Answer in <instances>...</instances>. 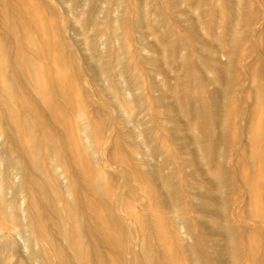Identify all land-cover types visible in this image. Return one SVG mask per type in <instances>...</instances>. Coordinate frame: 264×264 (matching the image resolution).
I'll return each mask as SVG.
<instances>
[{
  "label": "rangeland",
  "instance_id": "obj_1",
  "mask_svg": "<svg viewBox=\"0 0 264 264\" xmlns=\"http://www.w3.org/2000/svg\"><path fill=\"white\" fill-rule=\"evenodd\" d=\"M232 4H236V7L232 8ZM116 7L117 0H0V11L3 9L8 15L5 22L9 28L15 26L14 19L20 14L18 9L29 12L42 19L47 28L46 33L70 53L74 66L72 70L70 64L62 68L53 65L46 73L49 77L64 76L67 81L66 90L71 103L66 105L65 101L60 100L61 121L68 126V132L78 139V147L88 156L90 170L98 172L104 184L109 186L107 198L112 202L109 212L140 218L156 214L168 222L169 239L177 246L173 251L177 261L175 264H227L222 252L214 247L218 240L216 236L201 231V235L195 237L192 231L183 234L178 228L179 218L191 216L207 226L217 223V218L200 208L176 214L173 212V209H177L175 201L172 210L155 206L142 195V183L128 180L131 183L127 187L122 174L130 167L146 168V165L143 166L145 162L159 163L160 152L170 150L171 155L168 156V151L162 171L166 173L171 170L170 182H176L179 191L185 194L181 205L198 202L199 198L194 192L202 184L198 183V173L193 170V157L187 152L193 146L184 135L182 124L192 119V100L196 96L201 97L204 92L218 88V101L224 102V81L213 73L207 58L214 56L215 61L225 63L230 50V35L242 28L243 37L233 61V82L228 100L235 115H232L228 130L231 146L226 150L225 159H219L229 169L230 179L234 183L232 204L226 217L243 233L240 263L263 264L260 259L251 261L249 255L250 249L253 250L259 239L264 237V173L260 169V157L264 155V131L255 142L250 141L251 134L264 130V0H124L123 7L117 12L121 18L115 22ZM199 8L206 11L201 24L195 19ZM191 20L195 25H192ZM192 27H195V31L190 33ZM153 32L162 36L163 42L173 41L178 36L184 37L183 44H177L172 58L167 62L156 58L155 62L145 60L155 54L151 48L147 53L149 55L146 54V47L154 41ZM40 34L39 27H35L30 36L37 38ZM101 41L104 42V48L100 45ZM185 54L193 63L205 66L196 77L190 75L186 78L185 73H180L178 63ZM125 59L131 60L130 66L123 67L122 61ZM119 68L124 69L126 77L130 74L134 76L130 85L131 91L136 94L133 99H129L122 91L125 81L123 78L118 79ZM40 69L43 66L36 64L30 70L38 72ZM178 76L181 79H177ZM194 79L199 82L204 80L199 87L200 92L193 88ZM207 79L209 81H205ZM175 94L181 95L183 114L169 107ZM54 98L60 99L56 93ZM0 108L5 109L1 99ZM94 112L100 113L106 120L104 130L98 131L94 124ZM252 112L254 117L250 120ZM85 119L90 121L88 132L93 142L91 147L81 138ZM216 123L208 121L205 135L200 132L202 154L210 151L211 140L208 139L221 126L220 122ZM143 128L148 129L144 136L140 131ZM118 141L123 146L120 149L115 147ZM26 144L27 141L24 146ZM213 147L218 152V144L215 143ZM42 152L44 154L45 151ZM251 152L257 154L252 167L248 164ZM208 163L207 168L212 162ZM48 167L44 174L52 173ZM4 172L0 166V175H4ZM244 178L247 184L242 183ZM249 179H254V183H250ZM258 179L261 184H258ZM147 184L153 186L149 180ZM53 193H56L54 204L63 208L66 196L61 187L57 185ZM119 193L120 202H115L113 196ZM5 197L8 203L14 198V192L6 191ZM88 202L95 204L96 199L91 197ZM248 209L256 212L257 220L246 218ZM58 212L60 220L56 219L57 223L75 231L79 220L74 218L70 223L68 208ZM101 213L103 211L96 214ZM97 220L96 215L85 218L89 225ZM25 227V222L12 214L11 208H7L4 203L0 213V264L8 261L12 264H33L14 235V232L23 233ZM89 232L90 228L86 227V233ZM97 238L92 236L90 239L93 241L89 240L98 244L100 238ZM57 241V247H63L68 255L71 251L74 254V250L70 245L66 246L62 238ZM8 244H12V253L4 249ZM190 244L192 248L187 250ZM90 253L93 259L94 251ZM155 253L156 257L159 254L161 264H166L162 261L158 247ZM111 255V250L106 248L104 260H110ZM162 257L165 258L164 255Z\"/></svg>",
  "mask_w": 264,
  "mask_h": 264
},
{
  "label": "bare ground",
  "instance_id": "obj_2",
  "mask_svg": "<svg viewBox=\"0 0 264 264\" xmlns=\"http://www.w3.org/2000/svg\"><path fill=\"white\" fill-rule=\"evenodd\" d=\"M123 4L124 0H117L116 13L120 11ZM232 6L234 8L236 4ZM202 9L205 10V8ZM17 11L20 14L15 17V26L12 28H9L5 22L8 20V15H5L3 9L0 11L3 27L0 29V99L5 106V109L0 108V166L5 171L4 175H0V213L6 203L7 208H11L12 214L18 215L25 222L26 227L23 233L14 232L21 249L28 253L33 264H161L159 254L156 257L155 253L158 247L160 254L162 253V261L166 264H175L177 261L173 251L177 246L169 239V224L160 215L149 214L140 218V216L129 217L108 211L112 205L107 198L109 186L104 184V179L98 172L90 170L87 164L88 156L78 147V139L68 132V126L61 121L60 100L65 101L66 105L71 103L70 95L66 90L67 81L64 76L49 77L46 74L49 67L53 65L62 68L70 64V70H72L74 66L71 64L70 53L46 33L47 28L42 19L39 20L24 10ZM205 13L206 11L199 8L195 15L199 24L202 23ZM119 14L115 15V22L121 18ZM191 23L195 25L192 20ZM35 27L41 30L40 37L30 36ZM194 31L195 27H192L190 33ZM153 35L154 41L146 47L148 48L146 54L150 48L155 51V54L144 58L151 62H155L154 58L167 62L172 58L177 44L184 42L183 36H178L170 42H163L162 36L155 32ZM242 37V28L231 33L230 50L226 55L225 63L215 61L214 56L207 58L213 73L224 81V102L218 101V88L204 92L201 97L196 96L192 100V119L185 120L182 124L184 135L193 146L187 149V152L193 157L192 161L195 164L193 170L197 171L198 183L202 184L199 190H197L199 186H196L194 192L199 198L198 202L181 205L180 202L185 194L179 191L176 182H170L172 181L171 170L166 173L162 171V165H165V158L170 150L160 152L159 163L149 161L146 164L145 162L143 166L146 165V168L134 166L122 174L127 187L131 183L128 180H133L136 184L142 183V195L155 206L160 205L172 210L175 201L177 209H173V212L176 214L179 211L190 212L194 208H200L216 217L218 222L210 226L191 216L181 220L179 218L177 219L178 228L183 234L192 231L195 237L200 236L201 231L216 236L218 240L214 243V247L222 252L227 264H241L240 241L243 237L242 231L237 230L235 224L226 217L232 204L234 183L230 179L229 169L221 161L225 159L226 150L231 146L228 130L234 109L228 105V100L233 82L231 75L233 61ZM100 45L102 48L105 47L103 41ZM130 61L126 59L122 61L123 67L130 66ZM36 64L43 66V69L38 72L31 71L30 69ZM178 66L180 73H185L186 78L190 75L196 77L198 71L205 67L204 64H195L190 61L186 54L182 56ZM121 78L125 81L122 88L124 94L129 99L136 97L130 87L134 76L130 74L126 77L124 69L119 68L118 79ZM177 79H181L180 76ZM203 82L204 80L199 82L198 79H194L193 88L196 92H200L199 87ZM54 93L60 99L56 100ZM169 104V107H174L176 111L183 114L184 108L181 105L180 94H175L172 103ZM94 114L93 120L98 131L104 130L106 120L100 113L94 112ZM251 117H254L253 112L250 114V120ZM208 121L214 124L220 122L221 126L219 131L208 139V141L211 140L210 151L202 154L200 132L205 135ZM60 122L62 124L59 125ZM147 130L140 129L141 135L144 136ZM88 131L90 132V121L85 119L81 138L88 147H91L93 142ZM263 131L251 134L250 141L257 140ZM25 141L28 142L26 146H24ZM215 143L219 146L218 152L213 147ZM115 147L120 149L123 146L118 141ZM41 149L45 151L44 154ZM170 155L171 151L168 156ZM250 156L248 164L252 167L257 154L251 152ZM208 162L212 163L207 168L206 165L210 164ZM260 164L263 174L264 155L260 157ZM47 167L48 170H52L51 174H44ZM148 180L154 187L147 184ZM249 182L253 184L254 179H249ZM242 183L247 184V180L244 178ZM259 183L261 184L260 179H258ZM57 185L66 196L63 208H68L70 211V223L74 218L79 220L75 231L59 225L56 221V219L60 220L58 211L63 209L58 208L53 202L56 196L53 189ZM9 190L14 192V198L7 203L5 196L6 191ZM120 195L119 193L113 196L115 202H120ZM262 195L260 192L261 197ZM91 197L96 199L95 204L88 202ZM98 211L103 213L97 215ZM93 215L98 216V220L96 223L87 224L85 218ZM245 216L258 219L256 212L251 209L245 212ZM86 227L90 228V234L86 233ZM92 236L100 238L98 244L90 242V240L93 241L90 239ZM60 238L64 240L66 246H71L74 254L71 251L68 255L63 247L56 246ZM11 245L8 244L4 248L9 253L13 252ZM187 246V250L192 248L191 244ZM106 248L112 252L108 261L103 258ZM91 250L94 251L93 259H91ZM163 255L165 258L162 257ZM196 256L199 257L198 254ZM249 258L251 261L260 259L264 264V237L259 239L253 250L250 249ZM2 263L12 264L9 261Z\"/></svg>",
  "mask_w": 264,
  "mask_h": 264
}]
</instances>
